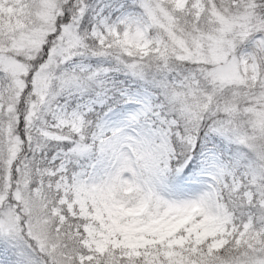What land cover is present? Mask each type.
Segmentation results:
<instances>
[{"label":"snow or ice","instance_id":"6c2138e0","mask_svg":"<svg viewBox=\"0 0 264 264\" xmlns=\"http://www.w3.org/2000/svg\"><path fill=\"white\" fill-rule=\"evenodd\" d=\"M0 264H264V0H0Z\"/></svg>","mask_w":264,"mask_h":264}]
</instances>
